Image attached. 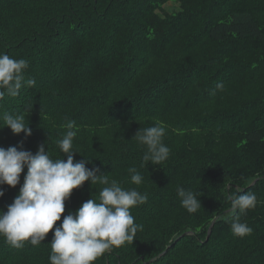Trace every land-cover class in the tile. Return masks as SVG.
Segmentation results:
<instances>
[{
	"label": "trees",
	"instance_id": "trees-1",
	"mask_svg": "<svg viewBox=\"0 0 264 264\" xmlns=\"http://www.w3.org/2000/svg\"><path fill=\"white\" fill-rule=\"evenodd\" d=\"M0 53L28 60L25 78L36 80L0 100V113L24 115L32 135L5 127L0 147L35 154L47 144L66 161L57 141L72 120L74 162L147 194L130 210L143 230L94 264H264V0H0ZM157 122L169 159L140 168L145 148L133 138ZM26 172L3 186L0 212ZM178 186L197 193L196 213L181 207ZM93 187L73 190L40 245L15 249L0 237V264H49L55 227ZM237 188L258 199L241 216L253 229L243 238L227 213Z\"/></svg>",
	"mask_w": 264,
	"mask_h": 264
},
{
	"label": "clouds",
	"instance_id": "clouds-1",
	"mask_svg": "<svg viewBox=\"0 0 264 264\" xmlns=\"http://www.w3.org/2000/svg\"><path fill=\"white\" fill-rule=\"evenodd\" d=\"M28 67V60L0 53V100L6 95L17 97L22 88L36 85L35 78H25L24 72ZM223 88L224 84L217 82L213 94ZM0 119L3 120L0 129L6 127L17 136L21 133L25 137L32 135L24 115L4 112L0 113ZM63 127L66 131L57 141V146L67 157L66 161L52 159L49 150L45 151L47 144H41L35 154L23 150L22 146L20 150L17 147H0V197L5 195L3 186L16 188L20 184L21 173L27 169L13 203L6 212H0V237L15 249H22L26 242L32 246L40 245L56 222L61 220L65 201L73 190L88 181L92 187L101 186L100 190L74 213L64 216L62 223L55 227L49 264H94L105 253L133 243L137 232L143 230L142 224L134 223L130 210L145 204L147 194L137 188L125 189L107 174L98 175L99 169L86 167L91 160L84 158L74 162V154L79 153L73 143L78 134L75 121L69 120ZM165 135L166 126L161 122L140 127L136 132L133 139L145 148L140 168L149 163L158 166L169 159L170 149L163 142ZM128 173L131 184H142L144 178L137 167H130ZM177 195L181 207L188 213H196L201 208L197 193L178 186ZM229 200L227 213L232 217L233 236L243 238L251 235L253 229L241 221V216L257 206L256 194L237 188Z\"/></svg>",
	"mask_w": 264,
	"mask_h": 264
},
{
	"label": "rangeland",
	"instance_id": "rangeland-1",
	"mask_svg": "<svg viewBox=\"0 0 264 264\" xmlns=\"http://www.w3.org/2000/svg\"><path fill=\"white\" fill-rule=\"evenodd\" d=\"M165 8H166V9H169V10L174 9V7L172 8V7H170L169 5L166 6ZM177 10H179V9H176V11H177Z\"/></svg>",
	"mask_w": 264,
	"mask_h": 264
},
{
	"label": "water",
	"instance_id": "water-1",
	"mask_svg": "<svg viewBox=\"0 0 264 264\" xmlns=\"http://www.w3.org/2000/svg\"><path fill=\"white\" fill-rule=\"evenodd\" d=\"M210 235V234H209ZM209 237V236H208Z\"/></svg>",
	"mask_w": 264,
	"mask_h": 264
}]
</instances>
